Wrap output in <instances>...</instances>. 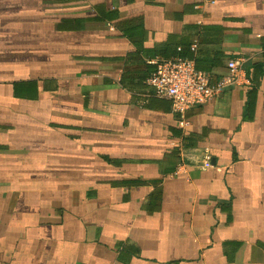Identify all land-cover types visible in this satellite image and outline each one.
Masks as SVG:
<instances>
[{
    "label": "crops",
    "instance_id": "1",
    "mask_svg": "<svg viewBox=\"0 0 264 264\" xmlns=\"http://www.w3.org/2000/svg\"><path fill=\"white\" fill-rule=\"evenodd\" d=\"M0 264H264V0H0Z\"/></svg>",
    "mask_w": 264,
    "mask_h": 264
},
{
    "label": "built area",
    "instance_id": "2",
    "mask_svg": "<svg viewBox=\"0 0 264 264\" xmlns=\"http://www.w3.org/2000/svg\"><path fill=\"white\" fill-rule=\"evenodd\" d=\"M195 48L196 42L193 41L189 50L193 52ZM241 67V59L229 60L228 74L212 82L206 73L196 68L193 59L178 56L157 63L146 84L151 87V96L167 99L171 110L181 120H185L187 109L206 102L228 85L236 83ZM202 165L209 167V158H206Z\"/></svg>",
    "mask_w": 264,
    "mask_h": 264
},
{
    "label": "trees",
    "instance_id": "3",
    "mask_svg": "<svg viewBox=\"0 0 264 264\" xmlns=\"http://www.w3.org/2000/svg\"><path fill=\"white\" fill-rule=\"evenodd\" d=\"M189 48V47H188ZM179 57H184V58H189V59H193L194 60V57L192 56V54L190 53V54H186V53H184L183 55H181V56H179ZM164 60H166V59H164ZM160 61H158L157 63H159ZM157 63L155 64V66H154V69H153V71L155 70V68H156V65H157ZM152 71V72H153ZM152 72L149 74V76L152 74ZM148 76V77H149ZM147 77V78H148ZM147 78L145 79V81L147 80ZM121 81V80H120ZM145 84H146V82H145ZM148 86V85H147ZM151 92V91H150ZM150 92H148V93H150ZM170 103V102H169ZM171 106V105H170ZM175 114V113H174ZM176 115V117L179 119V117H178V115L177 114H175ZM180 120V119H179ZM178 136H180L181 137V139L183 140V133L181 132V130L180 131H177V133H176Z\"/></svg>",
    "mask_w": 264,
    "mask_h": 264
}]
</instances>
